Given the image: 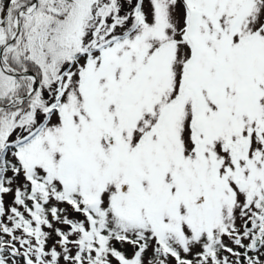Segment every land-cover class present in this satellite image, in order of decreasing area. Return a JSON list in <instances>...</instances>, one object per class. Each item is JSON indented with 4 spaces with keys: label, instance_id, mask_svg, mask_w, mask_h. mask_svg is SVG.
<instances>
[{
    "label": "snow or ice",
    "instance_id": "6c2138e0",
    "mask_svg": "<svg viewBox=\"0 0 264 264\" xmlns=\"http://www.w3.org/2000/svg\"><path fill=\"white\" fill-rule=\"evenodd\" d=\"M0 264H264V0H0Z\"/></svg>",
    "mask_w": 264,
    "mask_h": 264
}]
</instances>
